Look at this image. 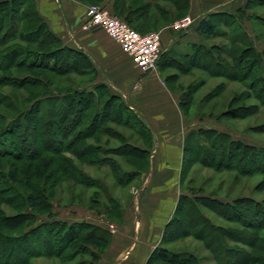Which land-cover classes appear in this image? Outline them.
<instances>
[{
    "label": "rangeland",
    "instance_id": "374dc122",
    "mask_svg": "<svg viewBox=\"0 0 264 264\" xmlns=\"http://www.w3.org/2000/svg\"><path fill=\"white\" fill-rule=\"evenodd\" d=\"M244 2L245 0H241V4ZM261 3L262 5L256 4L255 8L248 12L249 16L240 28V31L248 36L261 58V72L256 68H246L247 63L252 61L251 54L247 56L244 54V57H241L244 63L238 60L232 62L225 54H221L220 49H216L215 52L220 53L224 63L230 67L234 65L235 75H232L231 71L228 73L216 69L215 64L190 65L184 60L183 64L178 63L174 68L164 70V76L171 77L168 83L172 89L183 94L182 100L186 105L187 118L191 121L192 130L214 129L228 134L236 142L258 150H264V80L261 82L258 80L264 78V1ZM0 40L3 43L0 45V60H3L8 57L10 50L6 41L7 30L0 34ZM203 42L210 49L213 45L230 48L229 43L222 37L205 39ZM239 47L240 50H246V45ZM21 57L26 58L24 55ZM1 65L3 63H0V83L2 82L0 117L3 120H0V127L5 121L7 123L17 119L16 132L9 140L19 145L18 150L22 149L20 159L13 154L0 158V190L4 196L3 202L0 203V231L11 240L1 243L6 245L8 252H14L13 255L20 254L27 264H100L107 250L88 248L81 239L70 244L65 253L59 256L31 254L27 257L23 247L13 244L12 239H22L25 232L34 230L31 242L35 243L41 240L37 231L42 232L41 236L50 235L48 229H41L44 226L40 228L41 230H37L39 229L37 227L43 225V222L53 221L64 222L71 226L82 223L98 226L111 234L100 232L107 238L111 236V243L116 234L128 232V228L132 229L135 238L140 230L138 221L142 218V208L145 207L148 198H157L156 195L146 192L148 183L151 180L152 185L162 180L158 177L162 162L159 156L162 153V149L159 148L160 142L152 132L151 154L146 165L141 167H145L141 172L129 165L125 158L109 153L110 150L123 144L122 138H126L128 143L145 148L141 145L143 144L141 135L117 124L108 125L113 133H105L95 138L89 137L91 134L89 132H82L78 144L89 147L84 149L82 154H77L70 145L73 144L74 137L77 139L76 130L74 134L70 131L64 132L62 130L64 128L61 127L62 131L57 130L56 133L53 131L54 127L41 122L39 115L32 117L29 111H26L31 102L26 100L25 90L19 89V83L16 84L10 78L9 69H3ZM83 80L87 81L78 74H72L63 79L61 84L65 86L70 85L71 82L72 86L77 88L80 82H84ZM97 81L100 82L99 78ZM253 82L255 88L250 85ZM47 108H51L50 104H45L43 107L44 110ZM26 113L30 115L29 118L24 116ZM69 120L73 123L72 115ZM56 122L61 124L60 119H56ZM46 136L47 139L55 141V144L60 143L65 146L52 145L46 151L47 148L43 145ZM213 142L225 144L227 148L230 146L226 138H214ZM189 150L185 167L183 150L181 169L177 178L179 187L174 198L180 199L185 195L192 200L214 197L223 202H233L235 198H251L260 203L264 201V175L258 173L260 171L253 174L249 171V174L242 175L236 171L225 170L227 163L220 164L219 161L220 155L225 154V150L215 148L210 150L215 161L207 159V163L211 164L203 165L195 156L194 148L191 147ZM8 151L16 152L7 139H0V153ZM241 153L245 154L240 151ZM257 153L252 151L251 154L256 156ZM237 163L234 161L233 164L237 165ZM174 164L176 165V162L170 160L171 168ZM249 168L255 170L263 167L252 165ZM12 172L15 174L14 181L9 176ZM171 172L175 174V169ZM29 194L33 195L41 206L35 214L26 202ZM203 202L205 206L199 205V210L213 226L245 232L240 225L233 224L218 215L221 208L217 203L209 199ZM162 211L165 212L164 209L155 210L152 216L157 229L165 215ZM177 218L185 225L188 224L187 216L181 214ZM259 220L264 222L262 217ZM78 227L80 228V225ZM78 227L76 230L79 229ZM173 227L175 226L172 225L168 229L169 233L172 232ZM81 228L88 230L86 226ZM183 231L176 233L174 242H161L160 247L168 253H191L201 264H216L206 248V243L197 236L185 237ZM246 232L264 238V229ZM164 235L165 233L162 235V240ZM133 241L131 240L130 243ZM229 246L236 245L231 243ZM215 247L217 248L216 245ZM10 264L17 263L11 259Z\"/></svg>",
    "mask_w": 264,
    "mask_h": 264
},
{
    "label": "trees",
    "instance_id": "16d2710c",
    "mask_svg": "<svg viewBox=\"0 0 264 264\" xmlns=\"http://www.w3.org/2000/svg\"><path fill=\"white\" fill-rule=\"evenodd\" d=\"M77 1L88 5H103L104 2V0ZM263 1L248 0L246 7L240 9L237 13L214 14L199 23L198 31L204 39L222 37L229 43L230 48H219L218 45H213L210 49L204 42L201 45L194 44L190 54L181 55L172 52L162 55L159 62L160 67L163 70L171 69L178 63L183 64L182 61L184 60L190 65L208 63L212 66L215 64L216 69H222L228 73L231 71L230 73L235 75L234 70L236 68L234 65L230 67V65L224 63L223 58L219 55L220 53L215 52L216 49H220L221 54H225L227 59L229 58L232 62L238 60L240 63H244V59H241V57H244V54L246 56L251 54L252 61L247 63L246 68H256L261 72V58L252 46L248 36L241 32L240 28L248 18V12L252 11L256 4L262 5L261 2ZM188 7V0H115L112 12L126 21L137 32L147 34L160 30L166 24L171 23L174 17L185 16ZM0 9V34L5 33L7 30L8 40L6 41L10 46L8 57L0 60V63H3L1 65L3 69H9L10 78L16 84L19 83V89L25 90L26 100L31 102L26 111H29L32 117L39 115L41 122H45L52 128L54 127L53 131H56V133L57 130L60 132L63 130L75 134L74 131L76 130L77 139L74 137V142L70 145L77 154H82L83 150L89 147H86L85 144H78V141L81 140L79 135H82V132H89L91 133L89 137L94 138L105 133H113V130L108 127L110 124H117L134 131L143 137V144L141 145L145 148L128 143L126 138H122L123 144L110 150L109 153L125 158L129 165L134 166L140 172L143 171L145 167H141L148 162L153 139L152 130L144 118L135 109L128 106L120 96L112 94L108 85L98 83V74L90 58L82 51L64 45L41 17L35 0H0ZM2 44L0 40V45ZM240 45H246V50H240ZM22 55L26 58H22ZM13 69H15V72H13ZM72 74H78L82 79L87 78V81L80 82L77 88L73 87L71 82L70 85L64 86L61 84L63 79ZM170 79L171 77H168L167 81H170ZM258 80L261 82L264 78H258ZM250 85L253 88L256 87L254 82ZM182 97L183 94L181 95L180 106L187 116L186 105ZM258 99L261 101L260 98ZM45 104H50L51 108L44 110ZM27 113L24 116L29 118L30 115ZM71 115L74 119L73 123L69 120ZM56 119H60L61 124L56 122ZM0 120H3V118L0 117ZM31 120L33 119L31 118ZM17 123V119H13L7 123L5 121L0 127V139H7L16 150L14 153L10 151L0 153V158L12 154L17 159L22 156V149L18 150L19 145L15 141L9 140L16 132ZM55 127H57L56 130ZM61 127L64 129L61 130ZM213 137L226 138L230 143L229 148L225 144H214ZM44 143V147L47 148L46 151L49 150L50 146L60 144H55L56 142L47 139V136ZM191 147L194 148L195 156L203 165L211 164L207 163V159L215 161V157L210 151L215 148L225 150V154L220 155L219 159L220 164L227 163L225 170L236 171L242 175L249 174V171L251 174L260 171L258 173L264 175V150H258L236 142L226 133L204 128L192 130L184 144V167ZM240 151L245 152V154H240ZM252 151L258 152L255 154L256 156L251 154ZM141 161L142 164H140ZM234 161L238 162L237 165L233 164ZM252 165H259L263 168L255 169V171L249 168ZM9 176L14 181V172L10 173ZM3 197L0 190V203L3 202ZM212 198L202 197L192 200L188 196L182 195L174 217L166 227L162 242H174L176 233L184 230L185 237L197 236L206 243V248L212 254V260L216 264H264V238L246 232L264 229V222L259 220L260 217L264 218V201L260 203L251 198H235L233 202H223L217 200V198ZM207 199L217 203L218 207L221 208L218 214L220 217L233 224L240 225V228H243L245 232L213 226L210 220L199 210V205L205 206L203 200L206 201ZM26 202L34 214L41 208L33 195L29 194ZM181 214L187 216V225L177 218ZM79 225L71 226L58 221L43 222V225H39L37 230L46 228L50 235L41 236L42 232L37 231L41 240L33 243L31 241L33 240L32 231L34 230H31L23 235L24 243L20 238H17V240L12 239V243L23 247L26 257L31 254H37L38 256L62 255L70 244L78 239L83 240V244L88 248L94 247L107 250L110 247L111 236L107 238L100 233L111 235L107 230L87 223ZM172 225L175 227L169 233L168 229ZM83 226H86L88 230H82L81 227ZM77 227L78 230H76ZM9 238L0 231V264H10L11 259H14L17 264H27V261L20 254L13 255L14 252H8L6 245L1 243L5 240L10 242ZM231 243L236 246L230 247ZM241 246L244 248H241ZM147 264L201 263L191 253H168L159 246L150 256Z\"/></svg>",
    "mask_w": 264,
    "mask_h": 264
},
{
    "label": "crops",
    "instance_id": "0c3cea01",
    "mask_svg": "<svg viewBox=\"0 0 264 264\" xmlns=\"http://www.w3.org/2000/svg\"><path fill=\"white\" fill-rule=\"evenodd\" d=\"M114 2L115 0H104L103 5L112 10ZM188 2L185 16L174 17L171 23L154 31L162 32L163 56L172 52L190 54L192 45H201L205 40L198 31L199 23L203 19H208L214 14L237 13L246 7L248 0L243 4L241 0ZM35 3L50 30L65 46L82 51L90 58L100 83L108 85L112 94L120 96L128 106L135 109L160 142L162 153L159 156L162 162L158 177L162 180L152 185L150 180L146 190L157 198H148L142 208L138 235L133 238L134 234L130 228L128 232L116 234L100 261V264H147L152 253L160 246L162 235L174 217L179 201L174 198L179 187L177 178L185 140L193 128L180 106L181 93L174 91L169 85L160 64L156 72L144 73L105 31L84 29L88 4L77 0H35ZM187 17L193 20L188 30L171 29L173 23ZM170 160L176 162V165H171L173 168L169 165ZM172 169H175V174L171 172ZM163 209L165 215L157 229L152 216L155 210ZM131 240L134 241L130 243Z\"/></svg>",
    "mask_w": 264,
    "mask_h": 264
},
{
    "label": "built area",
    "instance_id": "2783aa9c",
    "mask_svg": "<svg viewBox=\"0 0 264 264\" xmlns=\"http://www.w3.org/2000/svg\"><path fill=\"white\" fill-rule=\"evenodd\" d=\"M193 24L189 17L171 25L175 31H186ZM84 29L105 31L133 59L144 73L156 72L163 55L162 32L141 34L104 5H89Z\"/></svg>",
    "mask_w": 264,
    "mask_h": 264
}]
</instances>
